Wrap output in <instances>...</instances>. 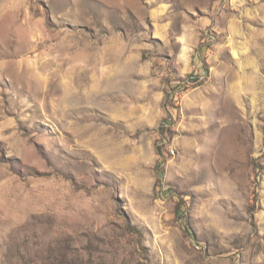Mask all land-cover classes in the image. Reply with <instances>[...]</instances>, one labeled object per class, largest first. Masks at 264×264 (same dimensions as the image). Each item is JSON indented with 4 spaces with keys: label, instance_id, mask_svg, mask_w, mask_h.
<instances>
[{
    "label": "rangeland",
    "instance_id": "obj_1",
    "mask_svg": "<svg viewBox=\"0 0 264 264\" xmlns=\"http://www.w3.org/2000/svg\"><path fill=\"white\" fill-rule=\"evenodd\" d=\"M0 264H264V0H0Z\"/></svg>",
    "mask_w": 264,
    "mask_h": 264
},
{
    "label": "bare ground",
    "instance_id": "obj_2",
    "mask_svg": "<svg viewBox=\"0 0 264 264\" xmlns=\"http://www.w3.org/2000/svg\"><path fill=\"white\" fill-rule=\"evenodd\" d=\"M97 100V99H96ZM100 100V99H99ZM96 103V102H95Z\"/></svg>",
    "mask_w": 264,
    "mask_h": 264
}]
</instances>
